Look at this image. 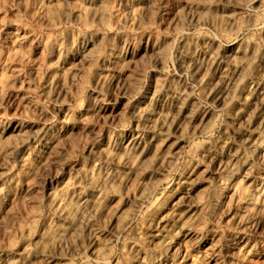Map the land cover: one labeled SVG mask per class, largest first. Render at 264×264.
<instances>
[{"label": "rangeland", "instance_id": "rangeland-1", "mask_svg": "<svg viewBox=\"0 0 264 264\" xmlns=\"http://www.w3.org/2000/svg\"><path fill=\"white\" fill-rule=\"evenodd\" d=\"M0 264H264V0H0Z\"/></svg>", "mask_w": 264, "mask_h": 264}, {"label": "bare ground", "instance_id": "bare-ground-1", "mask_svg": "<svg viewBox=\"0 0 264 264\" xmlns=\"http://www.w3.org/2000/svg\"><path fill=\"white\" fill-rule=\"evenodd\" d=\"M225 188L226 187H224L223 189H222V192L219 194V198H221L222 196H223V193L225 192ZM182 234H180V233H177L176 235H175V239H179V238H182ZM174 241V240H173Z\"/></svg>", "mask_w": 264, "mask_h": 264}]
</instances>
